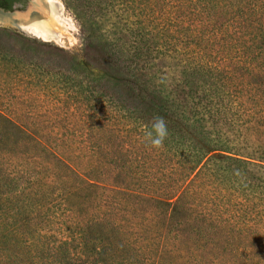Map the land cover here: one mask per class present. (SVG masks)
Returning a JSON list of instances; mask_svg holds the SVG:
<instances>
[{"label": "trees", "instance_id": "obj_1", "mask_svg": "<svg viewBox=\"0 0 264 264\" xmlns=\"http://www.w3.org/2000/svg\"><path fill=\"white\" fill-rule=\"evenodd\" d=\"M67 1L117 78L0 28V264H264V0Z\"/></svg>", "mask_w": 264, "mask_h": 264}, {"label": "rangeland", "instance_id": "obj_2", "mask_svg": "<svg viewBox=\"0 0 264 264\" xmlns=\"http://www.w3.org/2000/svg\"><path fill=\"white\" fill-rule=\"evenodd\" d=\"M61 5V13L58 16L67 20L62 22L59 40H51V42H43L41 39L23 37L30 41L50 45L65 52L75 68L80 71L88 79H106L115 81L117 75L115 69L107 62L103 49V39L95 26L77 10L74 4L67 0H52ZM3 28V27H0ZM8 29V28H5ZM13 31L12 29H9ZM15 32V31H13ZM16 33V32H15ZM52 210L58 218L63 219L62 213L66 209L57 201L53 202Z\"/></svg>", "mask_w": 264, "mask_h": 264}, {"label": "water", "instance_id": "obj_3", "mask_svg": "<svg viewBox=\"0 0 264 264\" xmlns=\"http://www.w3.org/2000/svg\"><path fill=\"white\" fill-rule=\"evenodd\" d=\"M0 27L43 42L58 41L62 29L58 4L52 0H28L25 6L15 4L11 10L0 8Z\"/></svg>", "mask_w": 264, "mask_h": 264}, {"label": "clouds", "instance_id": "obj_4", "mask_svg": "<svg viewBox=\"0 0 264 264\" xmlns=\"http://www.w3.org/2000/svg\"><path fill=\"white\" fill-rule=\"evenodd\" d=\"M168 134L167 126L162 117H157L151 123V130L145 131V139L154 146L159 147L163 144L165 137Z\"/></svg>", "mask_w": 264, "mask_h": 264}, {"label": "flooded vegetation", "instance_id": "obj_5", "mask_svg": "<svg viewBox=\"0 0 264 264\" xmlns=\"http://www.w3.org/2000/svg\"><path fill=\"white\" fill-rule=\"evenodd\" d=\"M27 2H28V0H20L19 2H14V3L12 4V7H13V5H15V4L25 6V5L27 4Z\"/></svg>", "mask_w": 264, "mask_h": 264}, {"label": "bare ground", "instance_id": "obj_6", "mask_svg": "<svg viewBox=\"0 0 264 264\" xmlns=\"http://www.w3.org/2000/svg\"><path fill=\"white\" fill-rule=\"evenodd\" d=\"M56 3H57V2H56ZM57 4H58V12L61 13V11H62V9H61V5H60L59 3H57ZM58 17H60V15H59ZM64 19H65V18H64ZM64 19L60 17L61 22H65V21L68 20V19H67V20H64ZM59 38H60V37H59Z\"/></svg>", "mask_w": 264, "mask_h": 264}]
</instances>
